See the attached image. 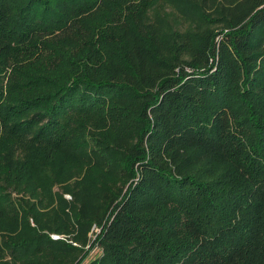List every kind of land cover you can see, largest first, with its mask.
<instances>
[{
  "label": "trees",
  "instance_id": "trees-1",
  "mask_svg": "<svg viewBox=\"0 0 264 264\" xmlns=\"http://www.w3.org/2000/svg\"><path fill=\"white\" fill-rule=\"evenodd\" d=\"M0 264H264V0H0Z\"/></svg>",
  "mask_w": 264,
  "mask_h": 264
},
{
  "label": "built area",
  "instance_id": "built-area-1",
  "mask_svg": "<svg viewBox=\"0 0 264 264\" xmlns=\"http://www.w3.org/2000/svg\"><path fill=\"white\" fill-rule=\"evenodd\" d=\"M52 237L53 238H59L60 236L59 235H56V234H52Z\"/></svg>",
  "mask_w": 264,
  "mask_h": 264
},
{
  "label": "rangeland",
  "instance_id": "rangeland-1",
  "mask_svg": "<svg viewBox=\"0 0 264 264\" xmlns=\"http://www.w3.org/2000/svg\"><path fill=\"white\" fill-rule=\"evenodd\" d=\"M87 261V260H86Z\"/></svg>",
  "mask_w": 264,
  "mask_h": 264
}]
</instances>
